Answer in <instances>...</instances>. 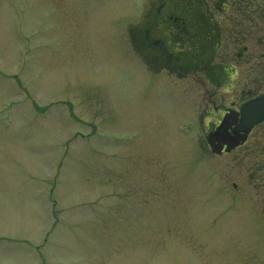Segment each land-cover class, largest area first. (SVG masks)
I'll use <instances>...</instances> for the list:
<instances>
[{
    "label": "rangeland",
    "instance_id": "obj_1",
    "mask_svg": "<svg viewBox=\"0 0 264 264\" xmlns=\"http://www.w3.org/2000/svg\"><path fill=\"white\" fill-rule=\"evenodd\" d=\"M161 2L0 0V264H264V123L210 152L129 42Z\"/></svg>",
    "mask_w": 264,
    "mask_h": 264
},
{
    "label": "flooded vegetation",
    "instance_id": "obj_2",
    "mask_svg": "<svg viewBox=\"0 0 264 264\" xmlns=\"http://www.w3.org/2000/svg\"><path fill=\"white\" fill-rule=\"evenodd\" d=\"M151 14L144 41L160 52L153 49L145 56L147 61L157 64L158 70L165 67L176 73L171 70H178L183 60L174 52L180 43L191 49L193 75L202 74L212 89L204 97L202 117H207L211 130L219 124L224 127L225 134L213 140L239 141L242 135H235L233 128L240 119V106L264 92V37L259 27L264 0H178L171 6L163 0ZM263 123L254 125L239 145L220 153L246 145Z\"/></svg>",
    "mask_w": 264,
    "mask_h": 264
},
{
    "label": "water",
    "instance_id": "obj_3",
    "mask_svg": "<svg viewBox=\"0 0 264 264\" xmlns=\"http://www.w3.org/2000/svg\"><path fill=\"white\" fill-rule=\"evenodd\" d=\"M241 121L239 125L236 127V131H246L249 130L255 123L260 122L264 119V95L261 97L254 99L253 101L246 103L245 105H242L241 107ZM221 134V133H218ZM216 134V135H218ZM213 135V136H216ZM213 136H209V140L212 143ZM215 140H218L215 139ZM223 142V141H222ZM229 146L228 148L234 146L236 144V141H228L226 142ZM221 147V143H218L214 146L216 150H219Z\"/></svg>",
    "mask_w": 264,
    "mask_h": 264
}]
</instances>
